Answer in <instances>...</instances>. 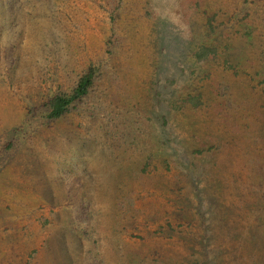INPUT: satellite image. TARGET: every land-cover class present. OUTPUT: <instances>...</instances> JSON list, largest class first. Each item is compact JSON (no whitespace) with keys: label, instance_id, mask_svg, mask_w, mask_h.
Instances as JSON below:
<instances>
[{"label":"rangeland","instance_id":"1","mask_svg":"<svg viewBox=\"0 0 264 264\" xmlns=\"http://www.w3.org/2000/svg\"><path fill=\"white\" fill-rule=\"evenodd\" d=\"M0 5V264H264V0Z\"/></svg>","mask_w":264,"mask_h":264},{"label":"trees","instance_id":"2","mask_svg":"<svg viewBox=\"0 0 264 264\" xmlns=\"http://www.w3.org/2000/svg\"><path fill=\"white\" fill-rule=\"evenodd\" d=\"M0 14L3 15L4 18L8 15V13H6L5 10L1 7ZM4 18H2V20H4ZM207 26L209 31L212 32L213 24L212 18L210 16L207 20ZM216 52L217 49L215 47L200 45L193 52V57L197 60H203L209 58V56L211 55H216ZM98 75L99 67L95 63H91L86 69V71L79 77L76 85L70 92L55 93L54 95L50 96L45 101H43L40 107L35 108L33 110V113H35L36 111H41L42 116L45 117V119L49 120L64 117L65 115L71 112V110L75 107L78 102L82 101L89 94L90 90L95 84ZM200 96V94L195 96L188 95L187 97L182 98L181 101L185 105L191 103L196 106L200 103ZM10 144L8 145L11 146ZM150 163L151 162L148 161L145 164L143 168L144 172L149 170Z\"/></svg>","mask_w":264,"mask_h":264}]
</instances>
